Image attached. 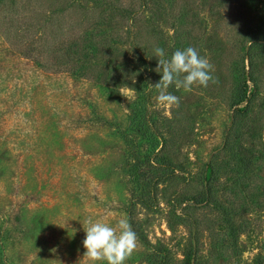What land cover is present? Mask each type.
I'll list each match as a JSON object with an SVG mask.
<instances>
[{"label":"trees","instance_id":"1","mask_svg":"<svg viewBox=\"0 0 264 264\" xmlns=\"http://www.w3.org/2000/svg\"><path fill=\"white\" fill-rule=\"evenodd\" d=\"M194 1L0 0V264H72L85 251L84 222L113 225L115 211L137 235L133 257L169 264L135 207L153 206L171 162L152 106L154 49L170 58L190 46ZM154 16L174 21L170 42ZM122 49L133 58L120 62ZM121 87L135 95L128 114ZM246 98L242 86L230 97L234 107ZM127 162L132 178L117 183Z\"/></svg>","mask_w":264,"mask_h":264},{"label":"rangeland","instance_id":"2","mask_svg":"<svg viewBox=\"0 0 264 264\" xmlns=\"http://www.w3.org/2000/svg\"><path fill=\"white\" fill-rule=\"evenodd\" d=\"M191 12L190 46L209 59L217 83L191 92L170 87L180 103L167 112L157 106L152 87L171 162L153 206L137 205V218L169 264H186L187 258L190 264H264V0H195ZM157 18L152 28L168 43L175 23ZM132 58L122 49L118 60ZM11 61L22 68L21 59ZM240 86L247 98L234 107L230 97ZM118 97L128 114L134 92L121 87ZM131 166L123 164L117 183L131 180ZM115 189L119 204L128 203L126 191ZM109 216L113 226L124 218L117 211ZM130 259L128 264H147ZM84 262L77 254L72 264Z\"/></svg>","mask_w":264,"mask_h":264},{"label":"clouds","instance_id":"3","mask_svg":"<svg viewBox=\"0 0 264 264\" xmlns=\"http://www.w3.org/2000/svg\"><path fill=\"white\" fill-rule=\"evenodd\" d=\"M154 56L158 60L155 71L161 74V79L151 86L157 91V106L165 112L180 103V98L168 91L170 87L191 92L195 87L207 88L210 83H217L212 75L213 65L194 47L175 50L170 58H165V50L157 47ZM83 230L86 264H126L138 246L137 235L126 217L115 226L88 218Z\"/></svg>","mask_w":264,"mask_h":264}]
</instances>
